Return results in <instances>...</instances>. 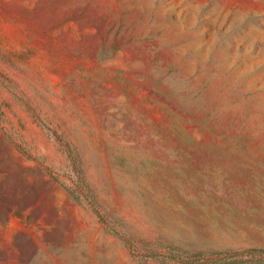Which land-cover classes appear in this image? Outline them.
Segmentation results:
<instances>
[{"label":"rangeland","instance_id":"rangeland-1","mask_svg":"<svg viewBox=\"0 0 264 264\" xmlns=\"http://www.w3.org/2000/svg\"><path fill=\"white\" fill-rule=\"evenodd\" d=\"M247 248L264 249V0H0V264Z\"/></svg>","mask_w":264,"mask_h":264},{"label":"trees","instance_id":"trees-1","mask_svg":"<svg viewBox=\"0 0 264 264\" xmlns=\"http://www.w3.org/2000/svg\"><path fill=\"white\" fill-rule=\"evenodd\" d=\"M67 151L72 152V149L65 144ZM73 167L77 168V160L72 159ZM56 179V178H54ZM67 187V186H66ZM67 190L75 199H80L87 194V187L84 183V179L80 172L77 170L75 179L73 180L71 187H67ZM200 256L206 264H235L237 261H251L256 263H264V249L263 248H247L239 251L229 252H213L205 253L200 252Z\"/></svg>","mask_w":264,"mask_h":264}]
</instances>
